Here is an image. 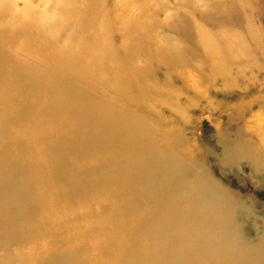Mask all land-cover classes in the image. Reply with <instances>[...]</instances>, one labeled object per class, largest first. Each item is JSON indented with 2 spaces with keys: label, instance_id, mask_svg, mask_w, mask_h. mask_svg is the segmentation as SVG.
<instances>
[{
  "label": "bare ground",
  "instance_id": "1",
  "mask_svg": "<svg viewBox=\"0 0 264 264\" xmlns=\"http://www.w3.org/2000/svg\"><path fill=\"white\" fill-rule=\"evenodd\" d=\"M11 2L0 4V36L26 56L39 57L44 67L57 65L68 73L62 62L70 60L72 66L98 74L90 76L91 82L105 83V63L110 59L109 52L114 51L108 41L111 19L107 21L110 12L106 8L100 11L99 5L95 7L100 10L89 27L96 28L88 30L95 41L83 47V36H70L65 42L58 39L70 20L84 21L87 11L81 10L82 0L59 1L66 19L54 20L59 30L52 32L44 26L49 17L37 13L33 24L40 42L32 46L27 44L31 36L27 27L34 25L21 21L30 12L20 17L12 14L7 6ZM133 2L127 0L122 8ZM114 12L119 18L118 10ZM138 18L134 23L126 16L120 26L124 36L136 28ZM6 60L11 65L4 68ZM0 68L5 69L0 73V88L14 94L6 99L0 96V107L15 108L13 115L0 117V264H242L247 260V264H264V243L252 256L245 254L236 240L232 217L242 209L244 214L248 211L243 206L237 208L231 196L209 181L196 163L180 159L167 146L163 152L154 148L146 152L143 143L149 139L142 135L136 119L122 111L108 117L113 104L99 102L91 90L80 91L75 100L65 102L70 95L63 78L24 71V65L13 56L0 58ZM110 68L115 69L112 65ZM44 79L49 82L41 86ZM7 80L20 86L13 92L5 84ZM9 124L22 125V129L6 138L4 127ZM225 139L228 162L244 161L253 174L260 172L261 152L253 148L255 145L240 133ZM36 140L44 143L37 151ZM36 154L58 158L48 167L40 165L39 170H52L53 178L37 198L23 194L29 187L36 192ZM66 166L79 172L70 173ZM189 174L193 181H189ZM130 185L132 188L125 189ZM110 188L114 192L109 193ZM92 199L99 205L96 215L90 218L77 213L79 202L85 211ZM132 201L148 210L147 203L155 204L151 217L135 222V210H123ZM130 221L137 224L135 233L125 230ZM127 240L130 247L126 248ZM29 245L32 247L28 250Z\"/></svg>",
  "mask_w": 264,
  "mask_h": 264
},
{
  "label": "rangeland",
  "instance_id": "2",
  "mask_svg": "<svg viewBox=\"0 0 264 264\" xmlns=\"http://www.w3.org/2000/svg\"><path fill=\"white\" fill-rule=\"evenodd\" d=\"M5 1L0 0V4ZM59 1L12 0L7 6L17 16L30 12L26 19H21L25 25H32L37 13L46 15L49 18L44 26L54 32L58 28L53 21L66 19V14L61 12L63 8L58 7ZM126 1L82 0L84 5L81 10L84 13L87 11L83 14L84 21L76 23L70 20L67 30L58 31L62 32L58 38L61 42L70 36H83L82 46L85 43L91 45L95 39L90 38L92 34L88 30L96 28V25L89 27L91 20H97L100 9L104 11L106 8L110 12L107 21L111 19L108 22L111 35L108 41L114 51L109 52L110 59L105 63L104 84L91 82L90 76L97 77L98 74L96 76L94 71L84 67L72 66L70 60L62 62V67L70 70L68 73L61 71L57 65L44 67L39 57L26 56L2 36L0 58L13 56L24 65V71L63 78L67 95H70L65 97V102L75 100L80 91L91 90L100 98L99 102L113 104L108 117H115L122 111L136 119L142 135L149 139L146 144L143 143L146 152L151 153L153 148L163 152L167 146L180 159L196 163L198 170L209 181L215 182L231 196L237 208L243 206L248 211L244 214L242 209L233 215V226L236 240L245 254L256 255L254 249L264 243V0H132L133 5L123 9L122 4L126 5ZM98 5L100 9H97ZM0 8L3 6L0 5ZM115 9L119 18L114 14ZM121 11L125 14L122 15ZM126 16L134 23L138 18L139 22L124 36L120 26L125 23ZM27 29L31 35L26 39L27 44L36 46L40 42L36 36V25ZM10 65L9 60L3 63L4 68ZM111 65L114 70H111ZM4 68H0V73ZM46 82L49 81L44 79L40 85L44 86ZM5 84L13 92L18 86L9 80ZM8 95L14 96L8 93V89L0 88L3 99ZM83 104L88 105V102ZM46 107L48 110L51 108L49 105ZM14 113L12 105L0 107L1 118ZM20 128L22 125L14 124H9L6 129L4 127L6 138L17 135ZM38 133L39 128L36 127ZM236 133L261 152L259 167L262 169L259 173L253 174L247 162H228L225 159V138ZM42 144L39 140L35 141L36 151ZM105 156L108 159V155ZM109 158L112 159V156L109 155ZM56 160L58 158L51 157V154L43 157L36 154V176H39L35 184L36 192L29 187L24 189V195H36V198L43 195L42 191L51 184L53 175L52 170L42 171L39 167H48ZM65 168L70 173L79 172L70 171L69 166ZM189 181H193L190 174ZM130 188L132 185L125 187ZM108 192H114L113 188ZM136 202L132 201L133 205L130 203L123 210H135V222L148 220L155 204L145 202L150 207L148 210L146 206L143 209L142 205H134ZM77 206V213L87 214L90 218L99 210L98 202L93 199L87 204L88 210L80 208L81 202ZM136 226L130 221L125 230L135 233ZM124 243L126 248L130 247L128 240ZM31 247L29 245L27 249ZM247 261L242 264H247Z\"/></svg>",
  "mask_w": 264,
  "mask_h": 264
}]
</instances>
